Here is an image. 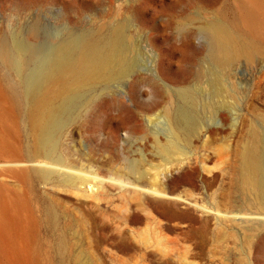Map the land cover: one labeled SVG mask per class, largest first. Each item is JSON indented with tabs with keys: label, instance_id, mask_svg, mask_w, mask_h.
I'll use <instances>...</instances> for the list:
<instances>
[{
	"label": "rangeland",
	"instance_id": "1",
	"mask_svg": "<svg viewBox=\"0 0 264 264\" xmlns=\"http://www.w3.org/2000/svg\"><path fill=\"white\" fill-rule=\"evenodd\" d=\"M243 4L246 7L247 0H0V45L13 54L16 45L49 50L70 33L103 37L120 26L128 35V55L134 63L127 78L111 80L106 86L102 81L88 82L76 92L77 114L58 137L59 153L79 154L87 171L98 166L108 175H99L100 184L85 182L72 188L62 184L55 172L43 181L33 169L35 163L28 160L35 152L25 97V78L34 68L28 51L20 54L23 64L17 70L0 59V227L6 247L0 264H151L152 257H162L168 246L165 231L144 213L138 220L126 218L127 199L135 193V185L143 186L127 165L130 160H138L141 169L162 164L153 137L163 142L164 124L174 130L176 107L186 110L189 101L197 103L202 97L217 103L213 113L220 124L214 134L207 132L191 141L189 161L197 168L193 185L183 184L178 191L196 199L200 206L215 195L223 201L220 195L231 188L220 170L228 163L230 167L238 165L245 143L256 141L259 154L261 150L264 153V39L251 59L241 56L220 66L210 57L208 27L234 28L243 15ZM212 70L219 73L223 88L218 97L208 94ZM199 87L206 91L201 97L193 93V88ZM185 89L191 92L187 94ZM109 99L129 107L135 124L122 119L95 124L92 140H85L80 128L96 118L103 119L101 111ZM195 106L194 118L200 125L212 124L209 109L202 110L198 103ZM110 112L117 113L116 109ZM112 134L117 160L103 167L100 162L84 160L94 145L104 143ZM98 153L99 157H94L101 159ZM20 165L29 170L18 173L14 169ZM202 167L215 178L204 181L211 173ZM115 169L122 174L114 176ZM179 171L178 166H171L164 172L173 177ZM231 197L239 200L234 192ZM147 210L160 220L149 207ZM204 210L210 211L198 208L196 214L201 216ZM246 226L229 223L221 234L211 219L206 229H196L193 239L182 242L188 252L182 249L171 254L169 262L252 264L244 237L248 233L243 231ZM165 233L172 238L178 235L175 229ZM120 242L127 248L117 247ZM257 261L264 264L263 256Z\"/></svg>",
	"mask_w": 264,
	"mask_h": 264
},
{
	"label": "bare ground",
	"instance_id": "2",
	"mask_svg": "<svg viewBox=\"0 0 264 264\" xmlns=\"http://www.w3.org/2000/svg\"><path fill=\"white\" fill-rule=\"evenodd\" d=\"M243 11L240 22L232 25L233 30L227 25L220 24H212L207 29L210 57L220 66L227 65L241 56L251 59L253 54L260 50V41L264 39V0H247V6L243 4ZM127 36L120 26H116L103 37H95L86 32L70 33L49 50L40 46H26L25 49L24 45H16V52L13 54L5 45H0V59L6 65L16 70L20 69L23 64L20 54L28 51V59L34 66L33 75H29L28 79L25 78L27 115L35 151L28 160L35 163L33 169L43 181L54 172L62 184L72 188H77L80 183L100 184L102 181L99 175L105 170L102 173L101 168L97 166L96 171L89 172L80 161L81 155L73 157L70 152L61 155L58 137L71 116L75 112L77 114L76 92L80 88L88 82L95 81H102L106 86L111 80L127 78L130 75L134 63L132 56L128 55ZM219 80V73L212 70L207 81L208 94L216 97L221 94L223 88ZM185 92L188 94L191 90L185 89ZM193 93L196 95L199 93L201 97L206 91L199 87L193 88ZM53 97H55V103L52 102ZM209 99V97H202L197 103L202 110L209 109V114H213L209 115L212 124L203 128L194 118V114L197 113L195 106L197 103L194 99L188 102L186 110L180 106L176 107L173 113L174 130L167 123L164 124L162 131L166 134L162 133L163 142L156 136L153 137V147L162 159V164H150L151 168L141 169L138 160L128 161L127 169L132 174H138L137 179L143 183V186L135 185L133 188L135 193L127 199L126 218L131 221L138 220L144 213L161 231L169 232L175 229L178 233L172 238L163 232L168 242L167 249L162 257H152L151 264H170L171 254L179 253L182 249H184L183 253L188 252L189 248L184 247L182 242L193 239L196 229H206L211 219L214 220V225L221 234L226 224L248 225L245 229L243 228L248 236H243L248 239L247 253L252 256V264H259L257 261L259 257L263 256L264 259L262 245L264 240L262 230L264 228V153L261 154V150L259 154L256 141L242 146L239 154L237 153L236 167H230L231 164L228 163L225 169L220 170V175L228 178L231 188L220 195L223 201L217 199L215 195L211 202L200 206L196 199L187 198L178 191L183 184L193 185V172L197 168L189 161L191 153L187 148L191 141L201 138L207 132L214 134L220 124L214 117L217 103ZM106 104L105 110H100L104 116L103 119L96 118V113V119L93 122L83 125L82 128L78 127L85 140H92L95 124H110L119 119L135 124V115L129 107L111 99L106 100ZM114 109L117 111L116 115H110V111ZM122 113H126V116L122 117ZM113 135H108L109 139L107 138L104 143L94 145L95 148L91 150V154L86 155L84 160L100 162L102 167L117 160L119 154L116 150V137ZM253 137L255 138L254 135ZM98 152L102 154L101 159L94 157ZM98 155L100 156L99 153ZM166 164L169 166H165ZM171 166L180 168L176 176L171 177L166 174L167 168ZM202 168L207 174L211 173L209 169ZM14 170L24 174L29 168L20 165ZM150 171H152L151 174L148 173ZM121 174L119 169L113 171L114 176L118 177ZM203 178L204 181L213 180L215 174L211 173ZM233 192L238 195L239 200L232 199ZM181 204L184 205L181 206ZM129 205L133 207L130 208ZM148 207L160 217V220L150 216ZM198 208L210 211L204 210L199 216L196 214ZM117 247L124 250L127 245L120 242ZM5 253L3 229L0 227V257Z\"/></svg>",
	"mask_w": 264,
	"mask_h": 264
}]
</instances>
